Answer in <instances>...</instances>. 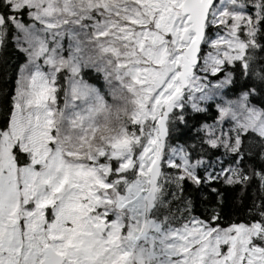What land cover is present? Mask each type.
<instances>
[{
	"label": "snow or ice",
	"instance_id": "snow-or-ice-1",
	"mask_svg": "<svg viewBox=\"0 0 264 264\" xmlns=\"http://www.w3.org/2000/svg\"><path fill=\"white\" fill-rule=\"evenodd\" d=\"M216 3L0 0V49L25 15L57 37L49 49L25 31L51 75L34 74L18 108L0 94V264H264V127L256 138L224 123L237 91L240 107L264 102V0ZM65 31L76 59L117 82L114 94L133 93L127 133L92 145L90 125L71 150L56 136L49 109L56 73L71 63L58 54ZM85 42L98 58H84ZM249 189L251 204L240 203ZM242 208L244 222L225 220Z\"/></svg>",
	"mask_w": 264,
	"mask_h": 264
},
{
	"label": "rangeland",
	"instance_id": "rangeland-1",
	"mask_svg": "<svg viewBox=\"0 0 264 264\" xmlns=\"http://www.w3.org/2000/svg\"><path fill=\"white\" fill-rule=\"evenodd\" d=\"M231 4H233V0H218L216 3V8L213 9V11L228 7ZM29 17L31 19V23L26 24L22 22V27L17 28V43L28 54V61L25 65L22 66L19 73L15 101V106L17 108L20 106V99L23 98V91L26 87V84L34 74L40 72L44 73L46 76L51 75V66L45 62L47 58V53L38 52V45L30 44L28 41L24 40V32L29 31L34 35L42 37L49 49L55 48L57 40V37L53 36L52 32L47 28L43 20H38L31 16ZM72 32L77 34L78 37L83 38V33L81 32L79 26L73 27ZM58 40L60 44L58 54L64 59L70 60L71 63L64 68L68 71V91L65 106L60 111L57 108V103L55 99V102L50 105L49 109L53 112L56 136L60 137L62 134H75L77 136H82L85 134L86 131H90L89 126L91 125L92 127H95L97 129L91 140L92 145L101 144L106 138L114 137V135L100 134L98 137L99 143H95L94 141L97 140L98 132H101V127L99 125H92L94 122L93 116L95 115V110L97 108L103 107V104H100L101 102H117L115 100L116 93L114 94L113 92V85L117 82L114 81L111 77L106 78L104 72L100 70L98 64L85 63L82 60H78L73 56L75 42L72 40V37L68 31H65V34L62 37H59ZM215 40L208 41V50L212 48L213 42ZM203 59L205 61V65H207V55H205ZM73 65L79 69L77 72L72 71ZM82 68H93L96 71L98 70L102 72L104 80L106 82L107 97L100 94V92L96 88L92 87L81 79L80 71ZM188 92L189 100L193 101L194 98L197 97V92L192 87L189 88ZM232 101L233 108L240 107L239 98ZM57 117H59V119H57ZM224 123L226 125H231L234 122L230 117H228L225 118Z\"/></svg>",
	"mask_w": 264,
	"mask_h": 264
},
{
	"label": "trees",
	"instance_id": "trees-1",
	"mask_svg": "<svg viewBox=\"0 0 264 264\" xmlns=\"http://www.w3.org/2000/svg\"><path fill=\"white\" fill-rule=\"evenodd\" d=\"M231 4L228 7H232ZM242 11H245L250 14H254L256 11L255 6L251 4H245L241 8ZM23 23H31V19L28 15H25ZM220 33L216 31H211L206 34V40L203 45L204 51L207 53L208 41L215 40ZM18 30L17 28H13L9 32V39L7 41L6 46L0 49V94L11 97L14 105L16 101V93H17V83L19 78V73L23 65H25L28 61V54L23 50L17 43ZM259 39L264 42V24L261 25L259 31ZM260 53L264 56V49H260ZM204 58V57H203ZM264 62V60H262ZM81 79L92 87L96 88L100 94L107 97L106 95V82L104 80V76L101 71H96L93 68H82L80 71ZM68 91V71L66 69L61 70L56 75V103L57 108L61 111L65 106L66 98ZM226 91V89L224 90ZM243 89L237 91L234 96L227 97L230 100H235L239 98ZM189 93V92H188ZM251 99V98H250ZM192 100L187 101L189 107L192 105ZM213 102L211 98L204 101V105L206 106L208 103ZM252 103L264 106V102H261L259 99H252ZM212 111H215L214 107ZM6 126V119L0 114V130H3ZM248 135V134H246ZM254 135V134H252ZM252 193L251 189H249L246 193L245 197L240 198V203L247 202L249 205L251 204ZM247 212L246 208H242L239 211L225 215V220H229L231 217L233 222H244L242 219V213ZM223 226H227L224 224Z\"/></svg>",
	"mask_w": 264,
	"mask_h": 264
},
{
	"label": "clouds",
	"instance_id": "clouds-1",
	"mask_svg": "<svg viewBox=\"0 0 264 264\" xmlns=\"http://www.w3.org/2000/svg\"><path fill=\"white\" fill-rule=\"evenodd\" d=\"M82 55L85 59H96L99 57L100 52L99 49L89 47L87 42H85L82 48ZM115 100L117 101L115 103L102 102L103 107L95 110L92 125L101 127V132H98L95 143H99L98 137L100 134L120 136L129 131L130 118L136 109L135 97L132 92L125 88L115 94ZM233 113L234 124L241 130L247 129L245 135L252 133L254 137L259 138L260 132L258 130L264 127V106L254 104L251 101L245 107L233 108L231 106L226 118L230 117L232 119ZM80 137L75 134H62L58 138L66 149L71 150L80 143ZM243 139L244 137L242 136V144Z\"/></svg>",
	"mask_w": 264,
	"mask_h": 264
},
{
	"label": "water",
	"instance_id": "water-1",
	"mask_svg": "<svg viewBox=\"0 0 264 264\" xmlns=\"http://www.w3.org/2000/svg\"><path fill=\"white\" fill-rule=\"evenodd\" d=\"M218 1V0H217ZM205 38H206V36H205ZM205 38H204V40L202 41V44L204 45V42H205Z\"/></svg>",
	"mask_w": 264,
	"mask_h": 264
}]
</instances>
